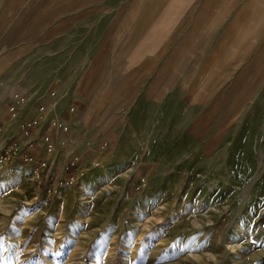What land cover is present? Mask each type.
I'll use <instances>...</instances> for the list:
<instances>
[{
	"label": "rangeland",
	"instance_id": "374dc122",
	"mask_svg": "<svg viewBox=\"0 0 264 264\" xmlns=\"http://www.w3.org/2000/svg\"><path fill=\"white\" fill-rule=\"evenodd\" d=\"M92 22L65 21L27 52L0 37V152L31 144L47 159L38 171L0 164V264H264L256 69L224 85V96L190 103L186 68L156 79L158 69L106 67L119 38ZM95 57L101 67L84 66ZM15 93L27 103L12 116ZM36 103L43 120L26 135L19 125ZM52 119L67 131L49 128L47 155L41 136ZM208 144L223 151L218 162L201 154Z\"/></svg>",
	"mask_w": 264,
	"mask_h": 264
},
{
	"label": "crops",
	"instance_id": "0c3cea01",
	"mask_svg": "<svg viewBox=\"0 0 264 264\" xmlns=\"http://www.w3.org/2000/svg\"><path fill=\"white\" fill-rule=\"evenodd\" d=\"M65 21L115 31L119 46L106 67L126 68L124 75L151 68L157 79L168 67L188 69L180 82L190 84L181 96L190 103L224 96L220 90L240 83L245 69H256L254 82L264 83V0H0V37L8 35L3 44L12 53L34 50L35 38L63 31ZM89 62L84 66L103 65ZM258 133L264 142L262 125ZM214 145L201 154L218 162L223 151Z\"/></svg>",
	"mask_w": 264,
	"mask_h": 264
},
{
	"label": "built area",
	"instance_id": "2783aa9c",
	"mask_svg": "<svg viewBox=\"0 0 264 264\" xmlns=\"http://www.w3.org/2000/svg\"><path fill=\"white\" fill-rule=\"evenodd\" d=\"M50 96H54V93H50ZM13 104L10 105L7 109L8 112L11 113V115H14V111L17 110L18 106H23L27 103V98L25 95L15 93L13 94ZM36 109L37 114L35 117L30 119H25L22 121V123L19 125V128L24 131V133L27 135L29 132H33L35 129H37L39 126H41L42 123V116L45 113V107L42 104L36 103ZM73 109L71 108L70 111ZM47 128L56 129L60 132H66L67 128L59 123L57 120L52 119L48 123ZM42 142L44 144V153L47 155H51L54 152V141L53 137L48 133L45 132L41 136ZM34 149L31 144L28 145L27 150L25 152L19 151L14 145H9L5 149H3L2 152H0V164H8L12 163L14 160H19L24 163H31L36 171L45 170L47 168V159L43 160L41 158H34L33 156ZM74 161H70V166L73 165ZM66 164V169H67ZM71 181V178L69 179ZM49 193V190H48Z\"/></svg>",
	"mask_w": 264,
	"mask_h": 264
}]
</instances>
